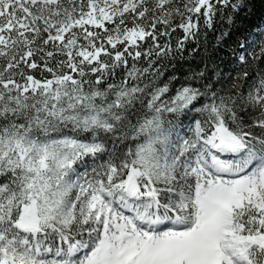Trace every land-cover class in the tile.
I'll list each match as a JSON object with an SVG mask.
<instances>
[{
    "label": "snow or ice",
    "instance_id": "obj_1",
    "mask_svg": "<svg viewBox=\"0 0 264 264\" xmlns=\"http://www.w3.org/2000/svg\"><path fill=\"white\" fill-rule=\"evenodd\" d=\"M256 5L0 0V264H264Z\"/></svg>",
    "mask_w": 264,
    "mask_h": 264
},
{
    "label": "trees",
    "instance_id": "obj_2",
    "mask_svg": "<svg viewBox=\"0 0 264 264\" xmlns=\"http://www.w3.org/2000/svg\"><path fill=\"white\" fill-rule=\"evenodd\" d=\"M262 20H264V4L259 3V0H257L255 15L250 20L243 21V23L251 26L260 23ZM209 38L212 39L213 37L210 36ZM235 38L237 37L234 36L233 39ZM229 43H232V41L230 40Z\"/></svg>",
    "mask_w": 264,
    "mask_h": 264
}]
</instances>
